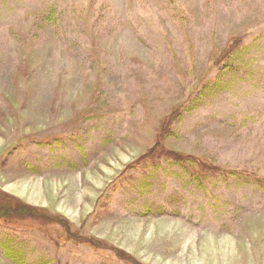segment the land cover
I'll use <instances>...</instances> for the list:
<instances>
[{
  "label": "rangeland",
  "instance_id": "obj_1",
  "mask_svg": "<svg viewBox=\"0 0 264 264\" xmlns=\"http://www.w3.org/2000/svg\"><path fill=\"white\" fill-rule=\"evenodd\" d=\"M0 264H264V0H0Z\"/></svg>",
  "mask_w": 264,
  "mask_h": 264
},
{
  "label": "trees",
  "instance_id": "obj_2",
  "mask_svg": "<svg viewBox=\"0 0 264 264\" xmlns=\"http://www.w3.org/2000/svg\"><path fill=\"white\" fill-rule=\"evenodd\" d=\"M2 204H0V216H4V214H6V212L8 211V209H10L11 207H9V202L8 201H1Z\"/></svg>",
  "mask_w": 264,
  "mask_h": 264
}]
</instances>
